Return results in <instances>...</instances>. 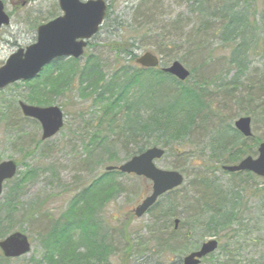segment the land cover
<instances>
[{"label": "rangeland", "instance_id": "obj_1", "mask_svg": "<svg viewBox=\"0 0 264 264\" xmlns=\"http://www.w3.org/2000/svg\"><path fill=\"white\" fill-rule=\"evenodd\" d=\"M0 1L4 2V9L9 15L11 14L12 20L10 26L3 27L0 31V67H2L15 51L35 44L37 28L61 15V10L58 5L59 0ZM106 1L110 10L109 18L106 19L104 28L92 40L88 52L96 54L97 51V56L106 66L107 75L114 73L113 67L117 63L115 53H111L108 48V44L114 42L124 43L128 50L133 52V62H136L146 52L158 55L162 61L161 67H167L179 61L191 72L190 79L185 82L188 86L201 84L206 79H213L220 75L222 78L231 80L238 73L237 65L231 63L235 44L230 46L223 41V34L218 32L221 22L211 21L210 18L217 4L229 0ZM263 10L264 0H251L248 6L243 5L242 11L249 14L248 22L253 24L256 20L258 27L262 29ZM205 25H209L206 30ZM236 43L241 44L240 40ZM250 54L248 55V61L252 63L250 71L257 73L250 80L242 79L244 98L247 83L260 81L258 78L261 76L260 71L263 65L262 58L253 56L251 52ZM85 59L84 57L82 60L85 61ZM27 92L28 88L25 86L9 87L0 92V103H10L12 107L11 114H7L6 118L0 113V163L8 160L16 161L19 164L18 181L25 174L32 172L30 178L24 183V190L21 194L23 199L19 197L18 203L23 206L14 211L10 219L4 217V205L10 196L12 184L10 183L9 187L5 188L0 199V217L5 219L4 224L0 226V232L7 233V235L16 231L25 233L31 240L32 252L21 260L2 264H36L37 261H41L44 247H42L43 239L40 235H43L49 226H53L57 219L65 215L75 198L79 197L88 185L106 173L107 166H117L130 159L120 145L122 141L119 135L112 137L111 147H97L95 144L94 148H90L93 152L89 150L90 153L85 154L81 136L87 134L86 142L90 141L88 132L91 126L89 125L97 121L100 114L98 108L93 107L90 101L81 100L75 94L76 91H72L67 97H60L58 102L53 104L62 107L66 116L65 128L50 141L42 142L40 124L24 120L21 112L16 110L20 101L28 103ZM215 92L217 93H212L211 101L215 102L217 108L220 106L223 121L234 127L235 121L244 117L240 116L238 103L233 102L229 105V102L218 94V91ZM239 96L240 92L237 90L235 97L240 98ZM213 120L219 122L216 117ZM10 127L20 131L16 133ZM252 129L254 136L264 142V131L261 125L257 124V130L254 127ZM21 132L23 133L19 134ZM198 137L196 141L200 144V148L194 144L175 142L174 147L168 150L166 156L156 162V166L160 169L177 170L182 173L185 176V183L182 188L162 197L159 206L141 219L135 217L133 210L150 195L152 190L150 182L133 175L114 176L123 191L99 208L100 217L102 216L104 221L102 220V228L96 233L91 243L102 242L107 249L112 244L111 246H115L118 251L109 253V251L97 249L96 245L91 247V244L84 248L81 246L83 233L77 229L78 237L75 236L73 243L77 246L76 256L80 257V264H181L180 260L182 261L184 257L197 250L209 239L220 240L216 234L204 228L203 224L193 228L195 232L191 239L188 241L182 239L189 228L194 226L186 225L185 217L196 213L197 209L192 205L197 199L205 196V188L201 186L200 180L206 175L219 179L225 192L230 191L233 181L239 182L242 187H245L242 195L246 199L245 206L247 207L240 209L244 218L240 231L237 226L232 227L231 232L236 233L235 240L230 242L231 234H227L225 240H220L222 247L215 254V258L204 264H264L263 180H250L245 175L234 178L229 173L225 175L223 171H213L215 165L218 166L219 163L212 164L215 161L211 159L209 138L205 136V133H199ZM246 144L250 148L253 146V141L247 140ZM132 148L133 146H130L129 151ZM179 148L184 154H176ZM29 151L32 152L28 155ZM219 167L221 168L222 165ZM243 182H248V184L243 186ZM13 183L17 184V182ZM249 185L258 188L260 198L251 196ZM35 201H41L43 204L39 210L40 213L37 216H24L26 211L30 212L32 203ZM173 203H175L174 212L177 216L169 221L168 218H163V213L170 211L169 208ZM176 218L185 222L182 227L183 232L179 235L182 237L169 239V241L178 244L179 248L173 254L168 251L154 254L156 245L154 242H148L150 229H153L157 221V228L162 231L165 239H168ZM109 232L113 236L111 240H109ZM126 242H129L132 248L131 253H133L129 257V263L124 255L128 246ZM143 242L146 243L145 248L148 252L141 259L137 252H141L140 243ZM224 250L229 252L227 258H223ZM231 251L233 254L230 253Z\"/></svg>", "mask_w": 264, "mask_h": 264}, {"label": "trees", "instance_id": "obj_2", "mask_svg": "<svg viewBox=\"0 0 264 264\" xmlns=\"http://www.w3.org/2000/svg\"><path fill=\"white\" fill-rule=\"evenodd\" d=\"M250 2L251 0H245L244 3L243 0H229L225 3H219L210 16L211 21L221 22L218 32L223 34V41L230 46L235 44L231 63L237 65L238 73L236 72L237 74L231 80L222 78L220 75L221 77L206 79L201 84L188 86L185 82L178 81L176 78L163 73L160 68H141L136 62H133V52L129 51L124 43L114 42L108 44L110 52L115 53L117 60L112 75L106 74V66L103 60L97 56V51L96 54L95 52H88L91 47L90 44L84 56L85 61L82 59L80 61L75 59L58 60L47 66L37 80L16 83L10 87L25 86L28 88L26 100L29 104L35 106L48 107L58 102L60 97H67L71 95L72 91H76L75 94L81 100L90 101L93 107L98 108L100 117H97V121L89 125L91 126L89 128L92 129L88 132L90 141L86 142L87 134L81 136L83 137L81 141L85 154L89 152L90 148H94L95 144L97 147H111L114 135L121 136L122 143L120 145L130 158L136 157L152 147H162L165 151L167 150V153L169 149L174 147L173 143L175 142H184L188 145L194 144L200 148L201 146L196 139L199 138V133H205V136L209 138L208 143L211 145V159L215 161L212 164L219 163L222 166L235 164L249 155L257 156L258 146L263 141L254 136V130L252 137L246 139L232 125H227L223 121L220 106L217 108L215 102L211 100L212 93L218 91V94H221L229 102V105L233 102L238 103L240 116L252 118V127L256 129L257 124H260L264 131V10L261 15L263 27L260 29L257 21L254 19L253 24L248 22L247 16L249 14L242 11L243 5L248 6ZM107 16L109 18V13ZM209 25H205V30L209 28ZM238 40L241 44L236 43ZM250 52L253 56L262 58L263 65L260 71L261 76L258 78L260 81L258 83L253 81L247 83L244 98L242 79L250 80L257 73L250 71L252 65L251 61H248V55H251ZM237 90L240 92V98L235 97ZM16 107V110L18 109L19 113L21 112L24 120L38 123L32 118L24 117L19 103ZM11 109L10 103H0L2 117L6 118L7 114H11ZM215 117L218 118L219 122L213 120ZM11 129L16 133L20 131H17L14 127ZM247 140L253 141L252 147L249 148L246 144ZM130 146H133V148L129 151ZM127 147L130 153H128ZM30 152L32 151L27 152V154L29 155ZM90 152L93 151L90 150ZM176 154L182 155L184 153L179 148ZM219 165H215L213 171H223ZM31 173L30 171L25 174L20 181L17 180V175L15 179L6 183L5 188H8L10 183L13 188H11L10 196H8L9 198H7L4 205L5 219H10L14 211L23 206L18 201L24 190V183L30 178ZM118 174L121 175L116 171H107L103 176L88 185L79 197L75 198L65 215L57 219L53 226H49L44 234L40 235L43 239L44 253L41 257L42 260L37 261L36 264H80V257L76 256L77 246L73 243L75 236H77V229H80L83 233L81 246L84 248L91 244V247L96 245L97 249L100 248L102 251H109V253L118 251L115 246H111L112 244L107 249L102 242H99V244L91 243L97 235L96 233L102 228V220L104 221L102 216L100 217L99 208L123 191L120 184L114 179V176ZM223 174L227 175L228 173L224 172ZM229 175H233L234 178L245 175L250 180L261 179L250 172H237ZM219 181V179L210 178L209 175L200 180L201 186L205 188V196L197 199L195 204L192 205L193 208L197 209L196 213L185 217L187 219L186 225H194L189 228L185 237L179 236L183 232L184 220L176 218L179 220V224L176 225L174 219V226L170 230L171 235L168 239H165L161 233L162 231L157 228L158 222L155 221L153 229H150V238L148 239V242H154L156 245L154 246V254L165 253L166 251L172 254L175 253L179 248L178 244L170 242L169 239L182 237L184 241H188L195 232L193 228L200 224H203V227L214 233V235L216 234L220 240H225L227 234H231L230 242L235 240L236 233L231 232L232 227L237 226L238 231H240L244 221L240 209L247 207L245 206L246 199L242 195L245 187H242L239 182L233 181L230 191L225 192ZM13 182H17V184ZM248 182H243V186ZM176 190H173V192ZM173 192L166 195L168 196ZM249 193L253 198H260L259 190L255 186L249 185ZM21 198L23 199V196ZM160 201L152 209L159 206ZM42 205L41 201L33 202L30 212L29 210L26 211L24 216H37ZM174 205L175 203L171 204L170 211L163 213V218L172 221L171 219L177 216L174 212ZM152 209L150 212H152ZM5 219L0 217V226L4 224L3 220ZM110 233L109 240L113 238ZM5 236H7V233L0 232V240ZM77 242L79 243V241ZM127 244L126 254L124 255L128 258L129 263V257L133 253H131L132 248L129 242ZM140 246L142 247L141 252L137 253L143 259L148 250L145 248L146 243H140ZM221 247L219 246L218 251ZM227 253L229 252L224 250L223 258L229 256ZM230 253L233 254L232 251ZM215 254L210 255L203 262L213 260ZM86 258H89V256H86ZM21 259L7 260L0 252V264ZM179 263H181V260Z\"/></svg>", "mask_w": 264, "mask_h": 264}, {"label": "water", "instance_id": "obj_3", "mask_svg": "<svg viewBox=\"0 0 264 264\" xmlns=\"http://www.w3.org/2000/svg\"><path fill=\"white\" fill-rule=\"evenodd\" d=\"M59 7L63 15L46 25L38 27L35 44L19 49L14 52L4 66L0 68V91L15 82H26L36 79L43 69L59 58L80 59L85 53L88 42L99 31L100 26L106 19L108 5L105 0H59ZM3 3L0 2V29L3 25L10 24ZM143 68H156L160 64L159 57L151 52L145 53L137 60ZM164 73L170 74L181 81L190 78L188 71L179 61L164 69ZM22 113L40 122L43 141L56 136L64 125L65 116L58 106L48 108L31 106L20 103ZM252 119L240 118L235 122V128L244 137L252 136ZM257 158L249 156L240 161L236 166H226L225 171L231 173L252 172L264 178V143L259 148ZM165 150L162 148H150L128 160V162L115 167H107L108 171H120L126 175L143 177L152 182V193L134 211L137 218H141L152 208L162 195L180 188L184 183V176L178 171L159 169L155 162L164 157ZM17 174V164L14 161L0 164V196L3 192L4 183L13 179ZM177 220V224H178ZM219 243L210 240L202 247L183 260L184 264H200L203 258L216 252ZM0 249L7 259L21 258L31 252L29 237L20 232H15L0 242Z\"/></svg>", "mask_w": 264, "mask_h": 264}]
</instances>
